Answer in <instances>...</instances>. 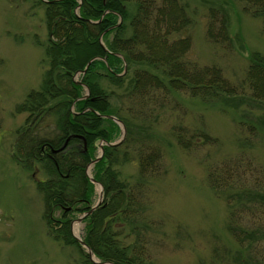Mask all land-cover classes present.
Listing matches in <instances>:
<instances>
[{
  "label": "trees",
  "instance_id": "trees-1",
  "mask_svg": "<svg viewBox=\"0 0 264 264\" xmlns=\"http://www.w3.org/2000/svg\"><path fill=\"white\" fill-rule=\"evenodd\" d=\"M34 1L45 7L49 67L42 87L20 104L19 111L29 116L18 130L14 158L29 169L45 164L49 177L38 186L44 194L50 233L66 245H75L84 264H96L73 235L72 222L75 211L83 214L91 208L94 183L86 168L96 158V143L112 142L118 130L117 123L101 115L117 116L128 138L118 145H106L104 155L94 164V178L104 187V200L85 217L82 238L100 261L154 264L149 244L157 225L147 216L143 199L149 202L150 181L161 171L163 154L158 143L147 139L146 131L160 121L158 110L169 111L178 104L177 94L184 93L209 104L218 100L231 102L237 109L242 104L259 109L248 120L241 114L239 124L252 135L264 137V57L256 52L251 55L245 85L252 96L245 97L238 95L221 68L190 59L192 18L181 0ZM241 1L247 12L262 20L264 30V0ZM209 17L207 38L217 44L232 42L227 9L210 7ZM82 46L86 47L83 51ZM94 58L78 83L76 74ZM85 85L90 96L81 99ZM115 87L122 89L119 107L112 101ZM134 127L147 143L141 141L131 151L133 157L124 153V161H138L139 180L130 183L122 181L113 166L124 143L137 142ZM182 130L189 129L181 124L171 128L184 149L198 139L214 142L202 128L189 138ZM71 136L64 149L52 152ZM207 174L211 189L226 202L227 226L237 243L229 264H264V168L249 156H237L211 164ZM57 209L63 211L59 217L55 216Z\"/></svg>",
  "mask_w": 264,
  "mask_h": 264
},
{
  "label": "rangeland",
  "instance_id": "rangeland-1",
  "mask_svg": "<svg viewBox=\"0 0 264 264\" xmlns=\"http://www.w3.org/2000/svg\"><path fill=\"white\" fill-rule=\"evenodd\" d=\"M181 1L192 18L190 59L202 66H218L237 87L238 95L252 96L245 80L251 55L256 52L264 57L262 20L247 12L241 0ZM220 5L228 12L232 38L228 45L213 43L206 35L209 8ZM48 38L44 5L38 6L34 0H0V264L85 263L75 245L56 240L49 231L44 194L38 186L39 181L49 177L45 164L24 168L13 154L18 130L29 116L28 112L19 111L20 104L42 87L49 67ZM121 92V88H116L112 97L117 107ZM177 98L178 104L169 111L158 110L160 121L146 131V138L158 143L163 154L161 171L150 181L149 202L143 199L147 216L157 225L150 233L152 260L154 264H229L230 252L237 243L227 226L226 202L208 184V167L237 156H249L255 165L264 168V137L252 135L239 124L241 114L247 119L260 110L249 104L237 109L231 102L218 100L209 104L184 93L177 94ZM175 124L189 129L182 130L187 138L202 128L214 142L198 139L184 149L172 135ZM137 130L134 127L137 144L124 143L113 166L124 182L139 180L137 158L131 162L123 160L124 153L133 157L132 152L141 141L147 143L142 138L145 135ZM122 135L118 125L112 142L119 141ZM103 142L96 143V158ZM89 172L94 175V165L89 166ZM100 191L101 186L95 184L91 204L98 202ZM62 212L57 209L55 216ZM81 215L75 211L74 220ZM84 227V222L74 221L72 232L76 234V228L82 235Z\"/></svg>",
  "mask_w": 264,
  "mask_h": 264
},
{
  "label": "water",
  "instance_id": "water-1",
  "mask_svg": "<svg viewBox=\"0 0 264 264\" xmlns=\"http://www.w3.org/2000/svg\"><path fill=\"white\" fill-rule=\"evenodd\" d=\"M45 1L50 2V0H45ZM100 40L102 42V36H101ZM93 60L94 59H92L91 61H89L87 67L83 70L84 73L87 72L88 67L90 66V64L92 63ZM125 70H127V65H125ZM78 83H80V82H78ZM87 92H88L87 95H85L84 97H87L88 96L89 89H88ZM102 117H104V118H110V119L118 122L122 126V129H123V136H122V138H121V140L119 142H117V143H107V144L108 145H115V144L121 143L124 140L125 135H126V129H125V126H124L123 122L118 117H116L114 115H102ZM70 138L67 139V141L65 142V144L60 149L54 150V151H60V150H62L67 145V143H68V141H69ZM99 159H100V157H98L97 159L93 160V163L97 162ZM88 170L89 169L87 168V175L90 177V179L93 182H95V183H99L95 178H93L92 175L89 174V171ZM99 184L101 186V193H100V199H99V201L92 207V209L88 213H86L85 215L79 217L77 219L78 222H81L87 214L92 213L101 204V202L103 201V198H104V196H103V186H102L101 183H99ZM67 209H69V208H67ZM74 235L78 239V241L87 249L90 258H91V260L94 263H96V264H113V263H110V262H102V261L97 260L96 257H95V255H94V253H93V251H92V249L84 242V240L80 236H77L76 234H74Z\"/></svg>",
  "mask_w": 264,
  "mask_h": 264
},
{
  "label": "bare ground",
  "instance_id": "bare-ground-1",
  "mask_svg": "<svg viewBox=\"0 0 264 264\" xmlns=\"http://www.w3.org/2000/svg\"><path fill=\"white\" fill-rule=\"evenodd\" d=\"M82 58H83V54L80 55V58H79V59H82ZM94 59H96V58H94ZM91 60H92V59H91ZM91 60H90V61H91ZM92 62H93V61H92ZM88 63H89V62H88ZM88 63H87V65H88ZM87 65H86V67H87ZM90 65H91V64H90ZM86 67H85V68H86ZM89 67H90V66H89ZM89 67H88V69H89ZM85 68H84V69H85ZM84 69H83V70H84ZM83 70L80 71V72H81L80 74L77 73L76 76H75V77L79 80L80 83H82V81L80 80V75H81V74H85V73L83 72ZM88 89H89V94H88L87 97H84L85 95H87V93H88V92H87ZM89 96H90V88H89L87 85H85L84 95L81 97V99H86V98H88ZM101 116H102V115H101ZM66 141H67V140H66ZM66 141H65V142H66ZM68 142H69V141H68ZM67 144H68V143H67ZM66 146H67V145H66ZM66 146H65V147H66ZM65 147H64V148H65ZM64 148H63V149H64ZM55 150H56V149H55ZM90 168H91V167H90ZM75 232H76L77 235H79V232H78V230H77L76 228H75Z\"/></svg>",
  "mask_w": 264,
  "mask_h": 264
},
{
  "label": "flooded vegetation",
  "instance_id": "flooded-vegetation-1",
  "mask_svg": "<svg viewBox=\"0 0 264 264\" xmlns=\"http://www.w3.org/2000/svg\"><path fill=\"white\" fill-rule=\"evenodd\" d=\"M43 149H45V148H43Z\"/></svg>",
  "mask_w": 264,
  "mask_h": 264
}]
</instances>
